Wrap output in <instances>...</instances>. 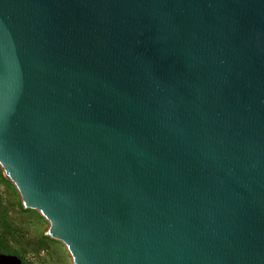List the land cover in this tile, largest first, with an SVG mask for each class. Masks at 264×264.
Returning a JSON list of instances; mask_svg holds the SVG:
<instances>
[{
	"label": "water",
	"instance_id": "95a60500",
	"mask_svg": "<svg viewBox=\"0 0 264 264\" xmlns=\"http://www.w3.org/2000/svg\"><path fill=\"white\" fill-rule=\"evenodd\" d=\"M0 172L71 264H264V0H0Z\"/></svg>",
	"mask_w": 264,
	"mask_h": 264
},
{
	"label": "rangeland",
	"instance_id": "374dc122",
	"mask_svg": "<svg viewBox=\"0 0 264 264\" xmlns=\"http://www.w3.org/2000/svg\"><path fill=\"white\" fill-rule=\"evenodd\" d=\"M0 207L7 227L4 230L0 226V233L4 243L17 251V256H13L21 257L24 264H71L64 246L44 236L46 221L35 211L20 207L11 184L0 182ZM42 236L48 240L40 243Z\"/></svg>",
	"mask_w": 264,
	"mask_h": 264
},
{
	"label": "trees",
	"instance_id": "16d2710c",
	"mask_svg": "<svg viewBox=\"0 0 264 264\" xmlns=\"http://www.w3.org/2000/svg\"><path fill=\"white\" fill-rule=\"evenodd\" d=\"M0 182L3 184H7L9 185L10 183L8 181H6L1 175H0ZM0 226L2 228H4V230H7L6 225L4 224V210L2 207H0ZM19 210H21L19 208ZM2 233H0V254H5V255H15L17 256V251L15 249H12L9 245H7L6 243H4L3 238H2ZM48 239H46L44 236L41 237L40 239V243L47 241ZM20 264H24V261L21 257H18Z\"/></svg>",
	"mask_w": 264,
	"mask_h": 264
}]
</instances>
